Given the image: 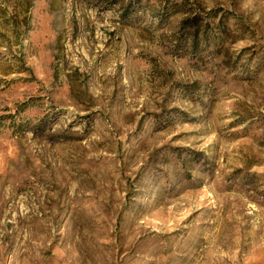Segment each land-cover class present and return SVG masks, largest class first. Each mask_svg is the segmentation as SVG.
<instances>
[{"label":"rangeland","instance_id":"1","mask_svg":"<svg viewBox=\"0 0 264 264\" xmlns=\"http://www.w3.org/2000/svg\"><path fill=\"white\" fill-rule=\"evenodd\" d=\"M0 264H264V0H0Z\"/></svg>","mask_w":264,"mask_h":264}]
</instances>
